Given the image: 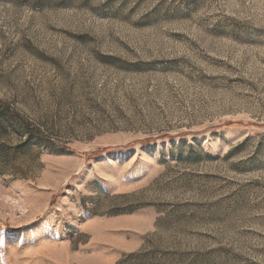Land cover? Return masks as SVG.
I'll return each mask as SVG.
<instances>
[{"label": "rangeland", "instance_id": "rangeland-1", "mask_svg": "<svg viewBox=\"0 0 264 264\" xmlns=\"http://www.w3.org/2000/svg\"><path fill=\"white\" fill-rule=\"evenodd\" d=\"M0 264H264V0H0Z\"/></svg>", "mask_w": 264, "mask_h": 264}]
</instances>
